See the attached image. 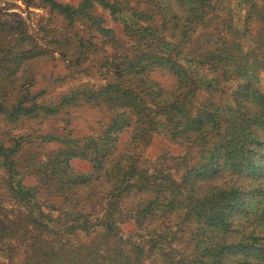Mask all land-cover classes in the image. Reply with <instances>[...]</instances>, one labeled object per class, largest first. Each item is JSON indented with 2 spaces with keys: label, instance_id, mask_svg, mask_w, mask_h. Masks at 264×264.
<instances>
[{
  "label": "rangeland",
  "instance_id": "obj_1",
  "mask_svg": "<svg viewBox=\"0 0 264 264\" xmlns=\"http://www.w3.org/2000/svg\"><path fill=\"white\" fill-rule=\"evenodd\" d=\"M84 1L0 0V264H263L264 143L211 177L229 121L264 114V0H96L116 56L146 20L152 54L169 58L135 84L104 65ZM125 86L141 97L120 99ZM134 102L148 118L119 107ZM186 114L218 118L201 146L146 123Z\"/></svg>",
  "mask_w": 264,
  "mask_h": 264
},
{
  "label": "trees",
  "instance_id": "obj_2",
  "mask_svg": "<svg viewBox=\"0 0 264 264\" xmlns=\"http://www.w3.org/2000/svg\"><path fill=\"white\" fill-rule=\"evenodd\" d=\"M81 1L83 2V0ZM84 6L85 7L83 11L79 13L80 15H84L89 20L93 21V24L96 25L99 34L102 37L106 38L107 40L106 45L108 47L106 49L107 51H109L110 58H107V60H105L104 65L108 66L109 69L111 68L114 69V71H116L115 73L117 76L130 78L133 84H135L136 82L135 80H139V81L146 80L145 77L146 70L148 67L152 65L151 63H153V65L158 67L159 66L158 64L160 62L161 63L166 62L167 64L165 65L169 66V58L161 54H158L157 52H154L155 54H152L153 50H155L158 45L156 43H152V44L147 43L148 32L150 30V27H149V23H147L146 20L144 21L136 20V22L132 23V25L125 27L126 31L124 32L125 33L124 35L129 39L127 42L132 43L130 45L131 49L126 53H120V56H116L118 55V53L116 52V50L114 51L115 43L116 42L119 43L121 40L116 37L117 32L115 29L106 27V19L103 14L104 11L97 12L98 6L96 5V0H85ZM112 7L113 8L111 9L110 6L108 12L109 15L112 16L113 18L116 13L115 12L116 8L113 5ZM74 9L75 6L71 4H67L64 6L65 14L70 15L68 16V18L69 17L71 18L73 17L72 15L77 14V10ZM140 15H138V18L143 17V14ZM127 42L125 43L127 44ZM144 45L145 46L147 45L146 46L147 52L145 51V48H142L144 47ZM122 46L125 45L122 43ZM137 46H142V47H137ZM83 47H86V45H84ZM169 57L170 59L172 58L174 59L173 55ZM136 89H137L136 86L135 87L130 86L129 88H126L125 86L124 88H119L120 92H124V94L120 95V99H123L124 97L132 96L130 94H135V93H138L139 97H141V93ZM139 104L140 102L139 103L134 102L128 106L127 104H122L119 105V107L121 109H126V107L130 108L134 112H137V109L140 110L142 108L144 112V116L148 118V115H146L145 113L146 107ZM260 118L253 119L251 117H248L246 119L238 118L229 121V122L233 121V123H236L237 127H235V131L226 133L225 135L221 136V138H219V140L216 141V144H214L215 148H219V156H217V159L219 161L218 163L219 169H218V173L211 178L220 176L223 172H225V170H227V166H232L233 171H236L234 170V168L237 167L238 165L241 166L242 168H245L247 163L254 161V158L260 152L258 150L259 149L258 146L261 143H264V121H260ZM217 120L218 118H214L213 115L203 117L201 115L195 116V114H191V115L186 114L181 120V124L180 122H178L174 126L170 125L168 130L165 129V126L167 124H164V121L162 119L153 122L151 120H146V123H149V129L151 131H154V133L157 134L164 132L163 134H166L174 142L188 143V144L190 143L192 144L193 142H195L198 144V146H201L203 142L206 143L208 139H210V136L206 133V129L210 126H215L216 124H218ZM137 121L138 118H134L130 116L126 118H119V122H118L119 124L116 125V127H118L117 130L118 131L122 130L126 126H130L131 124L137 123ZM133 128H135V126ZM221 143L222 145L221 147H219L217 144H221ZM201 152L203 153V150L199 149L197 153L200 154ZM247 153H249V155ZM196 163L197 161H195L194 164ZM140 173L144 175L145 178L144 181H146L149 175H147L146 171L144 170ZM166 182H167V178H166ZM223 191L227 192L226 190ZM258 191L264 194V186L263 185L259 186ZM157 192L161 193L162 190H157ZM256 214L259 219L264 220V204L262 202H260ZM256 255L262 257L261 260L264 264V253L256 254ZM226 257H227L226 259L219 260L217 264L234 263V258H232L231 256H226ZM254 263L255 262L253 260L249 261V259L244 263L240 262V264H254ZM203 264H216V263L209 262V260L206 259L203 261Z\"/></svg>",
  "mask_w": 264,
  "mask_h": 264
}]
</instances>
